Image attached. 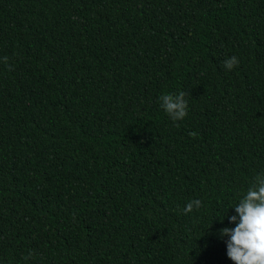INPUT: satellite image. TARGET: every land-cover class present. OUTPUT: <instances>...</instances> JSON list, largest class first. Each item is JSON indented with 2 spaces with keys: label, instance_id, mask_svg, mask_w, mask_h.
I'll use <instances>...</instances> for the list:
<instances>
[{
  "label": "trees",
  "instance_id": "1",
  "mask_svg": "<svg viewBox=\"0 0 264 264\" xmlns=\"http://www.w3.org/2000/svg\"><path fill=\"white\" fill-rule=\"evenodd\" d=\"M3 57L0 264H233L219 230L264 173V0H0Z\"/></svg>",
  "mask_w": 264,
  "mask_h": 264
},
{
  "label": "clouds",
  "instance_id": "2",
  "mask_svg": "<svg viewBox=\"0 0 264 264\" xmlns=\"http://www.w3.org/2000/svg\"><path fill=\"white\" fill-rule=\"evenodd\" d=\"M0 59L7 62V57ZM238 63L235 56L223 62L224 67L228 70ZM185 95L184 91H180L165 93L159 97L160 107L171 120L180 121L187 116L188 102ZM189 134L193 137L197 135L195 132ZM201 206L202 202L194 199L186 204L183 212L188 214L194 208L198 209ZM230 208L234 209L235 214L227 218L229 223L235 226L219 230L221 238L227 237L225 244L228 259L233 264H264V173H258L253 177L245 194L234 207Z\"/></svg>",
  "mask_w": 264,
  "mask_h": 264
}]
</instances>
